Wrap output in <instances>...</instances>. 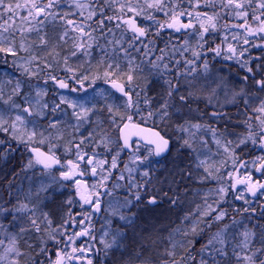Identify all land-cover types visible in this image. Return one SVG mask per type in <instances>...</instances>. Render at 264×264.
Masks as SVG:
<instances>
[{
    "label": "rangeland",
    "instance_id": "1",
    "mask_svg": "<svg viewBox=\"0 0 264 264\" xmlns=\"http://www.w3.org/2000/svg\"><path fill=\"white\" fill-rule=\"evenodd\" d=\"M11 2L13 6L16 3L23 6L26 0H11ZM38 2L41 6L48 3L47 0H38ZM235 2H243L244 8L237 9L234 5L226 7L228 0H163L162 10L149 8L147 5L152 3V0H107V3L104 0H92L90 4L76 3L72 0H56L54 6L46 10L55 14V19L52 15H39L33 18L28 15L27 7L17 9L11 20L7 19V14L3 19H0V47L10 48L16 53L13 55L11 52H0V95L3 99L12 96L9 105L0 101V111H3L4 118L9 123L14 121L18 114L24 117L25 123L17 122V128L24 134V139L27 141L21 143L13 139L11 130L9 132L0 131V141H3L0 145L3 148V145L9 141L16 147L17 144L21 145L20 151L24 150L25 146H33L43 149L49 155L52 154L49 152L51 148L52 152L63 162V167L61 166L58 171L40 168L26 149L25 152H19L16 162L11 163L19 162L21 165L23 171L17 173L18 179L34 181L33 189L30 190L33 194L42 187L47 188L46 192H40L39 202L30 207L36 206L35 216L42 225L44 224L42 213L46 212L38 205L40 202L59 198L63 204H68L69 199L75 200V194L71 198L65 192L66 184L60 174L68 171L67 162L69 160L76 161L75 146L80 144L81 140L84 141L81 150L86 152L88 157L94 158L93 165L80 162V170L90 185L91 193L98 191L102 185H107L109 188L104 199V214L102 212L100 215L102 224L98 232L99 235L94 241V245L99 250L102 249L105 253L104 245L100 243L101 238L105 242L111 243L112 236L117 229L124 230L123 226H125L128 231L132 232L133 246L147 244L146 250L157 256L164 252L159 245L163 232L158 231L160 226L154 224L160 223L161 220L151 219L165 216L168 209L144 211L143 218H141L143 227L136 225L137 219L140 220V218L134 207L139 206V203L135 198V200L132 198L136 197L133 193L139 188L140 198L146 199L143 205L151 207L154 205L149 203L152 197L156 198L155 204L158 205L162 203L160 200L167 197L166 194L175 190L179 184L181 199H178V194H175L177 197H175L176 208L179 209L181 204L186 203L187 211H189V229L191 230L193 224L199 226L202 224V227H207L201 221L212 222V226L217 223L214 218L218 215V209L222 205L227 190L231 188L232 175L238 174L243 178L245 173H248L250 177L253 170L257 171V167L251 169L252 163L256 161L255 152L261 149L260 121L256 117L264 118V115L253 111L254 108L259 107L260 101L264 100V91L256 84V81L264 79V55L257 61V66L254 68L256 71L249 72L251 76L249 77L248 74L247 80H245L243 74L237 73L232 68L236 65L235 63L231 66L232 61H235L234 57L227 58L230 56L229 47H222L225 40L217 33L219 19L225 14L232 15V18L227 21L232 28H243L248 31L250 27L255 32L259 20L253 19V16L264 19V16L261 15L264 13V9L259 8V4L264 0H251V3H248V0H235ZM179 3L180 6L175 8V4ZM77 4L83 5V7L78 8ZM121 5H123V9H121ZM101 7L104 9L106 23L102 29L94 28L92 23H94L93 20L101 18L99 16ZM129 8H133L135 11H129ZM92 10H96L97 15L92 20H88L87 17ZM238 11L246 12L247 17L238 16ZM137 12L140 14L137 15ZM179 13L185 14L178 16V19L185 20L187 24L191 23L192 27L177 37L172 30L166 37L170 42L164 43L162 46L149 35L144 40L134 39V35L127 30L125 25L121 26L116 19L111 21L106 19L109 16L132 15L136 17L146 32L153 27L157 29V32H160L173 20L172 17ZM208 17H212V20L210 21ZM54 20L63 24L61 29L63 36L65 32H67V36L72 32L79 37L76 44H92V47L88 49L89 57L95 54L97 62L106 61L104 65L101 64L100 74H93L91 77L87 73L88 68L73 62L71 55L63 61L59 60L55 48H53L55 53L50 57V61L43 60L37 52L30 49L33 43L31 33L41 32L47 23L52 25ZM68 21L74 22L75 26L84 27L86 32H91L92 39L82 36L74 26L67 29L64 24L68 25ZM201 23L209 29L208 32H202ZM117 24L120 26L117 27ZM212 24H215V28L211 27ZM160 25L164 26L160 27ZM5 28L8 30L5 31ZM117 41L119 43H116ZM130 42L131 47L129 46ZM125 49L127 53H125ZM194 53L199 55H194ZM99 55L100 57H98ZM158 57H162V59H157ZM150 62L158 64L159 67L153 68ZM130 63L132 74L137 77L136 83L143 87L144 83L140 80L145 79L147 82L146 91L141 92L140 95L139 111L135 106L127 107L126 99L114 94L105 84L113 80L124 84L122 80L126 81ZM205 63L208 65L207 69L204 67ZM244 63L247 64V62ZM108 64L113 65L111 71L114 74L106 80L104 73L109 71ZM116 64H119L120 67L116 68ZM165 64L168 66L167 69L164 68ZM245 68L248 70L246 65L241 70L246 72ZM119 75L123 77L122 80ZM84 76H87L88 79L83 80V86H81L80 81ZM52 77L63 78L70 84L71 90H56L51 83ZM17 81L20 82V91L19 95H14L13 89L16 87ZM166 81H171L175 85L173 98L168 101L170 105L169 117L165 121H161L158 116L147 118L148 112L155 111L163 102L162 98L164 95L166 96L163 85H168ZM139 91L140 88L134 86V101L137 99L135 92ZM38 92L40 95H37ZM181 95L186 96L187 100L181 101L179 99ZM150 96L151 105H145L144 98ZM62 98L67 102L62 103ZM245 100H248L247 104ZM68 102H74L77 107H70ZM11 103L20 105V108H12ZM45 103L48 105L47 108L42 107ZM55 105H59V107L53 112L52 108ZM109 106L112 107V113L108 111ZM26 107L31 108L33 115L23 112V108ZM82 108H89L92 111L86 118L78 120L73 113L84 116ZM37 111H43L44 115H35ZM129 115L132 116V122L152 126L171 141L170 153L164 160H154L151 148L137 141H134L129 153L124 149L119 151L122 145L118 140L117 128L126 121ZM112 116L115 118V123L110 118ZM51 124L56 126L53 128L50 126ZM197 124L199 127H194ZM178 125H183L186 131L178 130ZM33 131L36 135L29 139V134ZM90 133L91 136H89ZM249 137L255 138L256 143L253 144ZM241 139H245L247 142L239 144ZM185 140L191 147L185 146ZM118 151L117 167L113 169L111 167L112 158L117 155ZM122 157H124L123 160ZM246 157L252 158V162L246 164L244 162ZM0 159V175H6L11 171L5 163L7 162L5 161L6 155L4 154ZM30 160L32 166L29 168L27 165ZM99 161L104 163H96ZM93 166L97 169L96 175L92 174ZM145 172L148 173L147 176L143 175ZM121 175L124 177L123 179L119 178ZM77 176H75V180ZM104 177L108 178L104 179ZM74 184V180L68 181L69 186H74ZM220 189L225 191L221 192ZM237 194L242 198L240 192ZM36 198L34 195L33 201ZM128 201H131L130 205L127 203ZM205 212L210 215L204 216ZM133 214L135 215L133 216ZM120 215L131 218L132 222L120 220ZM153 225L155 226L153 227ZM231 226L237 229L233 235L237 242L242 239L240 233L250 229L246 227V220H240V218L234 219ZM8 229V227L0 228V236L5 242L4 246H7L8 240L12 236ZM142 229H147V233L141 234ZM54 230L58 234L57 228ZM205 231L207 232L209 229L203 230V232ZM105 232L108 233L107 236L104 235ZM198 237L196 236L195 239ZM44 238L47 239V236L45 235ZM191 238H193L192 233ZM153 241H155L154 244ZM255 241L256 239L253 244ZM121 243L123 246L126 245L125 234L121 237ZM74 245L73 242L68 243V253L72 252V248H76ZM87 245L92 247L90 244ZM4 246H0V252L3 251ZM83 246L84 248L88 247ZM50 247V255L54 260L58 247L56 245ZM216 247L219 245L217 244ZM120 249L114 247L112 251ZM110 252L111 250L108 253Z\"/></svg>",
    "mask_w": 264,
    "mask_h": 264
},
{
    "label": "snow or ice",
    "instance_id": "2",
    "mask_svg": "<svg viewBox=\"0 0 264 264\" xmlns=\"http://www.w3.org/2000/svg\"><path fill=\"white\" fill-rule=\"evenodd\" d=\"M56 2V0H48L47 4H44L41 6V4L38 2V0H26L25 5H21L20 3H16L14 6L11 2V0H8V2H6V0H0V19H3L4 16L7 14V19L11 20L13 18V15L15 14L17 9H20L21 7H27L28 8V15L29 16H33V18H35V16H39V15H52L53 19H55V14L47 12V9H51L54 6V3ZM105 3H107V0H104ZM248 3H251V0H248ZM228 5H234L235 8L237 9H243L244 8V3H236L235 0H228L227 5H225L226 7ZM78 8H82L83 5L77 4L76 5ZM149 8H156L158 10H162L164 7L163 4V0H152V3H149L147 5ZM259 8L260 9H264V2L259 4ZM121 9H123V5H121ZM129 11H135V9L133 8H129ZM33 13H35V15H33ZM140 13L137 12V15H139ZM185 13H179L178 15H174L172 17V19L175 21V23H169L167 24V27L169 28H175L176 31H180L181 28H190L192 27L191 23L189 24H182L179 22L178 16H182ZM97 15V11L96 10H92L87 19L88 20H92L93 17H95ZM190 15V14H189ZM206 15V14H204ZM238 16L241 17H247V13L246 12H237ZM262 16H264V13L261 14ZM99 16L101 17L97 22V24L100 26V28L102 29L105 25V18H104V9L103 7L100 8L99 10ZM199 18V17H198ZM24 19H26V17H24ZM107 20L111 21L113 19L119 20L120 17H106ZM149 19H151V17H149ZM208 19L211 21L212 17H208ZM253 19L255 20H259L260 21V27L258 29L259 32H264V19H261L260 17L257 16H253ZM5 23H7V20H5ZM69 24H72V21H68ZM123 23L128 24V26L131 28L132 32L135 34L134 35V39H138L139 37H143L146 35V30L140 27L136 26V23L134 20H127V21H123ZM179 25V26H177ZM120 25L117 24V27H119ZM164 25H160V27H163ZM89 27H91V25H89ZM212 28H215V24L211 25ZM201 28L203 29V32H208V28L204 27V24L201 23ZM5 31H7L8 29L5 28ZM75 30L79 31L81 33L82 36H87L89 37V39H92V33L91 32H86L84 27L82 26H75ZM93 31H95V29H93ZM109 31H111V29H109ZM248 31L250 33H253V30L249 27ZM64 36H67V32L64 33ZM201 38H203V36H201ZM61 39H63V36L61 37ZM46 41L44 40V38H41V43H45ZM116 43H119V41H117ZM245 43H247V40L245 41ZM129 46L131 47V42L129 43ZM74 47L77 50H83V55L85 56H89L90 52L88 51V49H90L92 47L91 43H80V44H76L74 45ZM125 53H127V50H124ZM229 51L230 52H234V49H232L231 46H229ZM0 52H11L13 55H15L16 53L14 51H12V49H5L0 47ZM77 54L76 51H73L71 53L72 56H75ZM217 54L219 55V51L217 50ZM194 55H199L198 53H194ZM241 55H243V53H241ZM227 58H231L230 56ZM157 59H162V57H158ZM152 63V62H150ZM190 63V62H189ZM113 65L112 64H108L107 68L109 69V71H105L104 73V77L107 78L110 77L111 75H113L114 73L111 71ZM120 65L116 64V68H119ZM130 67V71L129 73L126 74V81L124 84H117L115 80L112 81V85L114 88H116L120 93H122L125 97H127V107H133L135 106L137 108V110L139 111V99H140V95L141 92L146 91L147 89V82L144 84L143 87H141V85H139L138 83H136L137 81V77H135L132 74L131 71V63L129 65ZM152 67L153 68H158L159 65L156 63H152ZM167 65H164V68L167 69ZM205 69H207L208 65L207 63H205L204 65ZM25 71H27V69H25ZM249 72H252V68H248ZM29 75H31V73H29ZM53 80H55V77H52ZM88 77L84 76L83 79L80 81L81 86H83V80H87ZM245 80H247V77L244 78ZM166 83L168 84V90L166 92V96L168 98H171L173 95V91L175 90V85L172 84L171 81H166ZM59 87L60 88H67L68 84L65 83L64 81H58ZM256 84L259 86V88L264 91V79L262 80H258L256 81ZM134 86L135 87H139L140 91L139 92H135V95L137 97V99L134 101L133 100V91H134ZM19 91H20V82L17 81L16 83V87L13 89V94L14 95H19ZM73 91H75V89H73ZM241 92H243V89H241ZM37 95H40V93L38 92ZM179 99L181 101H186L187 97L184 95H181L179 97ZM0 101L3 102V104L5 105H9L10 102L12 101V96H9L8 99H3L2 95H0ZM26 103H28L27 100H25ZM62 103L67 102L65 101L63 98L61 100ZM70 107H77V105L74 102H68ZM144 103L145 105L150 106L152 103L151 98L145 97L144 98ZM245 103H248V100H245ZM12 108H20V105L15 104V103H11L10 105ZM43 108H47L48 105L45 103L43 106ZM59 105H55L52 108V111L55 112L56 108H58ZM170 105L168 102V99H164L163 102L159 105V107L155 110V111H149L148 112V117L147 118H151L153 116H158L159 119L161 121H165L170 113L168 111ZM82 111L84 113V116H81L79 113H73L74 116H76V118L78 120L84 119L87 117L88 113H90L92 111V109L89 108H82ZM108 111L109 113H112V107L109 106L108 107ZM254 112L260 113L262 115H264V100L260 101V105L257 108L253 109ZM23 112L28 113V115H33V112L31 111V108L26 107L23 108ZM35 115L37 116H43L44 113L43 111H37L35 113ZM113 121V123H115V118L114 116L110 117ZM121 119H123V117H121ZM128 121L132 120V116L129 115L127 117ZM256 119H258L260 121V133H259V137L261 140V148L264 149V118H261V116H257ZM17 122H19L20 124H24L25 120L24 117L21 115H16L15 116V120L12 121L11 123H9L8 120H6L4 118V113L3 111H0V131L3 132H9V130H11V135L13 139L18 140L21 143H26L27 141H25L24 139V134L21 133L19 131V129L17 128ZM51 127H55V124H51ZM129 127V124H124L123 128L127 129ZM133 127H135V125H133ZM178 130L180 131H186V129L184 128L183 125H178ZM194 127H199V125H194ZM151 131V135H152V139L149 140V143L155 146V155L159 156L161 155L163 152H165L168 149V145H169V140L166 139L163 135H161V133L159 131ZM122 134H123V130H122ZM36 135L35 131L31 132L29 134V139H31L32 137H34ZM89 136H91V133L89 134ZM249 139H252V143L255 144L256 143V139L253 137H249ZM247 141L245 139H241L239 141V144H245ZM0 143H3V141H0ZM41 143H43V141H41ZM84 143L83 140L80 141V144L76 145V161H71L69 160L67 162V166H68V171H64L61 172L60 176L62 180H74V183H76L77 185H79L81 182L79 180H75V176L76 175H83L84 173L80 170V162H85L88 165H93L94 164V158L93 157H88L86 152H83L81 150V145ZM231 143V142H229ZM185 146L191 147V145L188 143L187 140L184 141ZM239 146V145H237ZM127 147H131L130 143H129V138L127 136H124V143L123 145L120 147L119 151H122L123 148H127ZM70 151V149H67ZM33 151L36 153L37 155V159H36V163L38 164H42L44 168H51L52 165L54 164H60V160L58 158L55 157V154L52 152V149H49V152L52 153L50 155H46L43 152H40L39 149H33ZM119 151L117 152V155L114 156L112 158V163H111V167L113 169H115L117 167V157L119 156ZM151 154V153H150ZM87 157V159H86ZM137 159H139V157H137ZM258 159H262L264 160V157H260ZM99 164L104 163L103 161H99L96 162ZM32 166V161L30 160L28 162L27 167H31ZM63 167V166H62ZM125 168H127V165H125ZM257 171H264V165H261L260 168L257 169ZM92 174L96 175L97 174V169L95 166L92 167ZM109 175H111V173H109ZM144 176H147L148 173L145 172L143 174ZM108 177H104V179H107ZM120 179H123L124 177L121 175L119 177ZM238 183H243V181H238ZM103 186V185H102ZM134 186H138V185H134ZM95 187V186H93ZM252 196H256L257 192L260 190H264V184H260V183H249L248 184V189H247ZM41 191H47V188L42 187L41 189H39L36 193H34V195L38 198L40 195ZM221 192H224V189H220ZM77 193L78 195H80V199L84 202V204L90 205L92 208L93 212H99L100 209V196L102 195L99 191H96L94 193H92L91 195H85L84 193L80 192L79 188L77 189ZM31 194V193H30ZM241 198V197H238ZM136 199L139 200L140 196L139 193L136 194ZM176 201L173 200L172 203H175ZM248 201H246L247 203ZM68 204L72 203V200L69 199L67 201ZM129 205L131 204V201L127 202ZM149 203H156V198L152 197L149 201ZM35 210H36V206L33 205L32 208H29L28 203L26 202H20L18 201L16 204H13L12 207H0V214H8L11 215L12 217V221H17L21 219V216L18 214H24V213H30L27 216V220H28V226H21L19 228V233L20 234H26L29 231H34L35 233L39 234L38 235V243H36L35 245L33 244H27V248L28 251L27 252H23L21 251L20 248V241L17 239L16 235H12L11 238L8 240V244L7 246H4L5 242L4 240H0V246H4L3 247V251L0 252V264H45V261H47V264H64V260L65 258H75V259H80L81 256L86 252V251H92V247L88 246L87 248L81 247V248H72V253H80L81 256H69L68 253L64 252L62 249H58L55 252V259L53 260L51 258L50 255V249H49V242H52L53 245H59L60 243H63L64 241L60 238H58L57 234H56V230H51L52 229V224L53 221L49 218L48 213H42L43 216V223L45 224V227H41V221L38 220V218H36L35 216ZM245 211H247V209H245ZM253 211H255L253 209ZM135 214H133L134 216ZM204 216H208L210 215V213L205 212L203 214ZM227 215L226 211H220L218 215L215 216V221L219 222L221 220H223V218ZM262 215H264V213H262ZM90 216L86 215L85 219H88ZM120 220H126L128 221V223H131L132 220L129 217H126L125 215H120L119 216ZM185 220L188 219V217L186 216L184 218ZM72 221V215L71 213L68 214V220H65V224L69 223ZM202 223H205L206 226L208 228L212 227V222L209 221H201ZM80 224L84 223V220H81L79 222ZM4 225L0 224V228H3ZM60 227H63V225H61ZM229 225L225 224L223 226V228L218 229L214 234H212L209 239L207 240V242L203 245H201L200 249H199V253L201 254H206L207 258L205 255H201L200 260L198 261V264H264V224H258L255 226V228L258 229V231H255L253 229H246L245 231H243L242 233H240V235L242 236V239L239 240L235 245L232 246L231 249V255H229V251H228V244L230 243V241L227 238V232L229 229ZM199 225L198 224H193L191 227V233L193 236V239L188 241L189 245H195V243H197V241L195 240L196 236H199L203 233V229H199ZM177 231H179V229H177ZM123 230L121 229H117L116 233L112 236V240L111 243L105 242V240L103 238H101L100 243L104 245V251H105V255L107 256L108 252L110 250H112L114 247L115 248H121L123 247L122 243H121V237L123 236ZM185 236L188 235L187 232L183 233ZM45 235L47 236V239H45ZM64 233L60 232L59 236L63 237ZM90 232L88 229H84L79 233H74L73 236H69L68 237V241L73 242L74 243V237L78 238L81 236L84 237H88L90 236ZM105 236L108 235L107 232L104 233ZM92 239H95V237H91ZM258 238V245L253 247V241L255 239ZM169 239L171 240V236L169 237ZM155 243V241H153V244ZM219 245V247H216V245ZM67 246V245H66ZM177 245L175 243H172L171 248H165L163 253H160L158 256L157 255H153L150 251H147L144 247H141L138 251H136L135 255L136 257L139 259V264H184L185 260H195L196 258L194 256H188V257H181L179 260L176 259V249ZM185 251H190V249H185ZM43 257V259H41ZM217 257H220V259H217ZM87 264H93L92 259H88L87 260ZM125 264H134L133 261L129 260L127 262H125Z\"/></svg>",
    "mask_w": 264,
    "mask_h": 264
},
{
    "label": "flooded vegetation",
    "instance_id": "3",
    "mask_svg": "<svg viewBox=\"0 0 264 264\" xmlns=\"http://www.w3.org/2000/svg\"><path fill=\"white\" fill-rule=\"evenodd\" d=\"M260 26H261L260 21H258L256 30L254 32L255 34L250 33L249 31H245L243 28H241L242 32L244 33V36L250 39V43L248 42L247 45L249 46V44H251L252 46L259 47V50L255 49L256 51L254 52V53L257 52L258 54H254L252 50L253 54L251 53L250 54L251 57L249 58V59H252V63H253L252 70L254 72L256 71L254 70V68L257 66V61L264 55V32L258 31ZM55 80H52L51 83L53 84ZM68 85H69L68 88L71 89L69 83ZM125 122H128V119H126ZM130 151H126V152L129 153ZM255 155H256L255 157L256 161L252 163L251 169H254L256 167L258 169L263 164L264 160L258 159V158L264 157V149L261 148L260 151H256ZM55 157L60 160V164L52 165L51 168H48L50 171L52 170L58 171V169L63 165L61 159L57 155H55ZM164 158L162 160H164ZM246 158L244 159L245 160L244 162H246V164L252 162L251 160L252 158H247V159ZM123 159L124 157H122V160ZM156 161H159V160H156ZM245 174L246 175H244L243 178H241L238 174L232 175L231 183L233 182L234 178H236V180L238 181H243V183H240V186L235 189L232 186L230 190H227L228 192L225 194V198L222 200V205L218 209V214L220 211H226L227 215L223 218V220L217 222L211 228L202 227V224H200L198 231L199 229L207 230V228L209 229V231L207 232L205 231L201 235H199L198 239H195L197 243H195L194 246L188 244V241L193 238H191V230L189 229V219L187 220L184 219L186 216L187 217L189 216V211H187L188 207L186 203H184L183 205L181 204L179 209L176 208V205H177L176 203H172L173 200H176L175 194H178V199H181L180 197L181 186L179 184L175 190H172L168 194H166L168 198L163 196L165 198L164 199L162 198V200H160L162 203L158 205L154 203V205H152L151 207L150 205L149 206L143 205L144 201H146L144 197L137 200L136 197L133 196L132 199L135 198L136 202L139 203V206L134 207L136 210L137 216L140 218V220L137 219L136 225H139V226L142 225L143 227L144 224H143V221L141 222V218H143L142 213H144V211H147L150 209L164 210L167 208L168 211L165 216L155 217L151 219V220L153 219L161 220L160 223H157V222L154 223L156 224V226H160V229L158 231L163 232L162 239H160L161 244L159 245L161 246L162 250H165V248L170 249L172 243H175L177 245L175 249L177 253L176 255L177 260H179L181 257L194 256L196 258L194 261L186 259L184 264H198V261L200 260L201 255L206 256V254L199 255V249L201 245L205 244L207 240L209 239V237L212 234H214L218 229L222 228L224 224H228L230 225V227L226 235H227L228 240L230 241V243L228 244V251H229V255H231L232 248L230 247L235 245L237 242L235 241L233 237L234 232H236L237 229L232 228L231 226L232 223L234 222V219L236 220L237 218H240V220L241 219L246 220V227L253 229L255 231H258V229L255 228L256 225L264 224V215H262V213H264V190L258 191L255 197L252 196V194L247 190L249 183L258 182L260 184H264V177H263L264 171H254L253 170V172H251L250 177L248 176V173H245ZM76 180L83 182L85 185L81 188L79 185L75 183L74 186L66 185L65 187V192L69 194V197L72 198L74 197V194H75V197H74L75 200H72L71 204H64V206L67 207V209L65 212L63 211L61 213V216L63 215V217H65V216H68L69 213H71L72 221L65 224L63 229L61 228L58 229V234L60 232H63L64 235L63 237H60L57 234V236L58 238L62 239L64 242L60 243L59 245H56V247L68 253L67 252V249L69 248L68 243L70 242L68 241V237L73 236L74 233L81 232L82 231L81 228H83V230L86 228L89 230L91 235L88 237H84V236H81L78 238L74 237L75 238L74 246H76V248H81V247H84L83 245L89 246L87 244H90L92 245V251L90 252L86 251L82 256L80 253H75V254H73L72 252L68 253L69 256H81V258L80 259L65 258L64 264H87L88 259H92L93 264H125V262L129 260L133 261L134 264H139V259L136 257L135 253L141 247H144L146 249L148 246L147 244L141 245V246L140 245L133 246V243L131 241L133 238V235L131 234L132 232L128 231L125 226H123V229H124L123 233L125 234V244L126 245L121 247L119 251L111 250V252L108 253L106 256L105 253L102 251V249L99 250L96 247V245H94V241L97 240V236L99 235L98 232L102 224V222H100L101 221L100 215L102 212L104 214V211H103L104 210L103 205L105 201L104 199L106 198V195L109 192V188H107L108 187L107 185H103L99 187L98 191L102 194L100 196V201H101L100 209L101 210L99 212H93L91 206L84 204V202L80 199V195H78L77 193V189L79 188L80 192L84 193L85 195H91L92 193H91L90 185L88 184L87 180L84 179L83 175H78ZM67 181H71V180H67ZM139 191H140V188L133 194L136 195ZM238 192L242 194V198H238L239 197L237 194ZM55 199L60 200L59 198H55ZM246 201L248 202L246 203ZM245 209H247V211H245ZM253 209L255 211H253ZM89 214H90L89 218L85 219V216ZM81 220H84L83 224L79 223ZM144 223L146 224V221ZM154 226L155 225H153V227ZM177 229H179V231H177ZM140 232L141 234L144 235L145 233H147V229H142ZM184 232H187L188 235L185 236L183 234ZM170 236H171V240L169 239ZM91 237H95V239H92ZM257 245H258V238L253 244V247ZM185 249H190V251H185ZM217 259H220V257H217ZM233 264H234V261H233Z\"/></svg>",
    "mask_w": 264,
    "mask_h": 264
},
{
    "label": "trees",
    "instance_id": "4",
    "mask_svg": "<svg viewBox=\"0 0 264 264\" xmlns=\"http://www.w3.org/2000/svg\"><path fill=\"white\" fill-rule=\"evenodd\" d=\"M48 1V0H47ZM92 0H90L91 2ZM89 2V4H90ZM220 3V2H219ZM55 4V3H54ZM176 6H174L175 8H177V6H180L179 4H175ZM157 17V16H156ZM232 18V15L230 14H225L223 15L220 19H219V24H218V29L219 31L217 32L221 38H223V40H225L223 42L222 47L225 48L226 46L229 47L231 46L234 49V52H230L229 55L230 57H234L235 61H232V65L236 63V65H234L235 71L237 73H240L241 75L243 74L244 77H248V74L250 75L249 71L246 70L242 71L241 68L244 67L245 65L249 68L253 67V63L251 59H248V57H250V54L259 50V47L257 46H252L251 44H249V46L247 45V43H250V39L246 38L243 34L240 33V31L235 28H232L231 26H229L228 24V19ZM99 19H95L93 20L94 23H92V26H94V28H97L100 26L97 24L96 21H98ZM106 23V20H105ZM50 23H47L45 25V27L43 28V30L40 32H33L31 33V40H32V47L30 48L31 50L37 52L40 57L43 60H49L50 61V57L53 56V54L55 53L54 49H56V54L59 58V60H64L66 57H68L69 55H71V53L73 51H76L77 54L75 56L71 55V60L77 64H80V66H85V68L91 69L89 70L87 73L92 77L93 74H100L101 73V64L104 65L106 61L103 62H97L95 59L96 55L93 54L92 57H87L85 55H83L82 50H77L74 45H76V42L79 40V37L77 34L74 33H70L69 36H63L61 33V29L63 24L61 22H58L56 20L52 21V25H49ZM64 26L68 29H70L72 26L75 27L74 22L72 24H64ZM149 29V28H148ZM147 29V30H148ZM151 30L148 31L149 36H151V38L154 37V40H156V42L159 44H161V46L164 43H169L170 41L167 40L166 37H168L170 35V32H165L163 30H161L160 32H157V29L150 28ZM63 36V39H61V37ZM176 36V35H175ZM44 38V40L46 41L45 43H41V38ZM177 37V36H176ZM233 37V40H232ZM247 40V43H245V41ZM49 49V51L44 53L45 49ZM256 49V50H255ZM241 53H243V55H241ZM252 53V54H253ZM254 54H258L257 52ZM100 57V55L98 56ZM239 62V64L237 65V63ZM244 62H247L244 63ZM99 65L98 68H95L97 65ZM128 67V66H126ZM253 71V70H252ZM51 73V71H50ZM121 80H122V76L119 75ZM251 76V75H250ZM249 76V77H250ZM243 77V78H244ZM147 79V78H146ZM124 83L125 81L122 80ZM142 83H146L145 79H141L140 80ZM122 82V83H123ZM151 82L153 83V81L151 80ZM163 90L165 92H167L168 90V85H163ZM134 98V97H133ZM148 98H151L148 97ZM168 98L167 96L164 95V98H162V101ZM173 96L171 98H168V101L172 100ZM110 129H113L110 127ZM230 131V130H229ZM108 132V130H107ZM1 137V135H0ZM19 148H22L21 145L17 144V147L13 145V143H9L6 142L2 146L0 145V157H2L4 154L6 155V166L9 168V170H11L10 172H7L6 175H0V207H12L13 204H16L18 201L20 202H26L29 205V208L32 206V204H37V202H39V198H36L33 201L34 198V194L31 192L32 191V186H33V182L32 179H23V178H17V173L18 172H22L23 170H21V165L18 163L16 164H11L13 162L17 161V155L19 154V152H25L27 147L25 146L22 150L20 151ZM2 151V152H1ZM3 154V155H2ZM1 160V159H0ZM22 176V175H21ZM65 184L68 185V181L64 180ZM30 182V183H28ZM69 186V185H68ZM31 190V191H30ZM17 191V192H16ZM30 191V193H29ZM19 195V196H18ZM33 201V202H32ZM41 208H43L45 210L46 213H48L49 218L53 221L52 224V229L50 230H54V228H57V231L59 228L63 229V227L65 226V220H68V216L63 217V215L61 216V213L64 211H66L67 207L64 206V204L61 202V200H56L55 198H53L50 201H42L38 204ZM21 216L20 220L17 221H12V217L11 215L8 214H0V224H3L4 227L2 229H4L5 227H8V232L11 233L12 235H16L17 239L20 241V248L21 251L23 252H27L28 248H27V244H33L35 245L36 243H38V235L37 233H35L34 231H29L26 234H20L19 233V228L21 226H28V220H27V213L24 214H18ZM61 225H63V227H60ZM42 228L45 227V225L41 224ZM3 238L0 236V240H2ZM7 239V238H6ZM8 240V239H7ZM53 243L49 242V248H51L50 246H52Z\"/></svg>",
    "mask_w": 264,
    "mask_h": 264
},
{
    "label": "water",
    "instance_id": "5",
    "mask_svg": "<svg viewBox=\"0 0 264 264\" xmlns=\"http://www.w3.org/2000/svg\"><path fill=\"white\" fill-rule=\"evenodd\" d=\"M73 1H75V2H78V1H80V2H85V1H88V0H73ZM120 23L121 24H124L123 23V21H127V20H134L135 21V23H136V26L137 27H140V26H138V22H137V20L136 19H134V17L133 16H126V17H124V18H122V17H120ZM180 23H182V24H186L185 22H183V21H179ZM170 23H175V21L174 20H172ZM128 25V24H127ZM177 26H179V25H177ZM141 28V27H140ZM169 28V27H168ZM170 29H174L175 30V28H170ZM185 29H187V28H181L180 29V31H176V33H181L182 31H184ZM128 30L130 31V32H132V30H131V28L128 26ZM133 33V32H132ZM134 34V33H133ZM135 35V34H134ZM146 36V35H145ZM145 36H143V37H139V39H142V38H144ZM59 81H62V80H59ZM116 83L117 84H120L119 82H117L116 81ZM107 85L109 86V87H111L112 88V90L115 92V93H117V94H119V95H123L122 93H120L116 88H114L113 87V85H112V82H108L107 83ZM56 87L58 88V89H60V87H59V84H58V81L56 82ZM61 89H65V88H61ZM127 98V97H126ZM124 124H129V127L127 128V129H124L123 128V125ZM124 124H122L120 127H119V129H118V132H119V140H120V143L123 145V143H124V136H127L128 138H129V143H130V145H131V142L132 141H134L135 139H137L139 142H141L142 144H144V145H148V146H150V147H152L153 148V150H152V153H153V156H154V158L155 159H157V160H160V159H162V158H164V156L165 155H167L169 152V150H170V147H171V141H169V145H168V149L165 151V152H163L161 155H159V156H157V155H155V146L154 145H152V144H150L149 143V140L150 139H152L153 137H152V135H151V131H149V130H152V131H158V130H156V129H154L153 127H147V126H144V125H138V124H134V123H132V122H125ZM133 125H135V127H133ZM122 130H123V134H122ZM167 139V138H166ZM33 149H36V148H30L29 150H30V153L32 154V156L34 157V158H36L37 159V155H36V153L33 151ZM124 150H126V151H128V150H130V147H127V148H123ZM40 152H43L42 150H39ZM44 153V152H43ZM47 155V154H46ZM40 165H42V164H40ZM262 165H264V161H263V164ZM233 184H232V186H233V188L235 189V188H237V187H239L240 186V183H238V180H236L235 178H234V180H233V182H232ZM85 184L83 183V182H81L80 184H79V186L82 188L83 186H84Z\"/></svg>",
    "mask_w": 264,
    "mask_h": 264
},
{
    "label": "bare ground",
    "instance_id": "6",
    "mask_svg": "<svg viewBox=\"0 0 264 264\" xmlns=\"http://www.w3.org/2000/svg\"><path fill=\"white\" fill-rule=\"evenodd\" d=\"M47 51H49L48 48L44 50V53L47 52ZM0 60H1V59H0ZM95 68H98V66H96ZM89 70H91V69H89ZM65 89H66V91L71 90V89H69L68 87L65 88ZM122 124H123V123H122ZM122 124H120V125L118 126V128H117V132H118L119 127H120ZM164 137H165V136H164ZM165 138H167V137H165ZM167 139H168V138H167ZM118 140H119V132H118ZM168 140H169V139H168ZM169 141H170V140H169ZM119 142H120V140H119Z\"/></svg>",
    "mask_w": 264,
    "mask_h": 264
}]
</instances>
